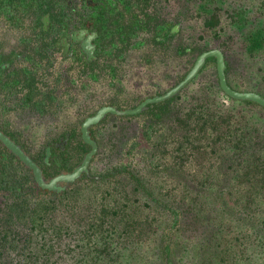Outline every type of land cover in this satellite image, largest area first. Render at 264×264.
<instances>
[{"label":"flooded vegetation","instance_id":"flooded-vegetation-1","mask_svg":"<svg viewBox=\"0 0 264 264\" xmlns=\"http://www.w3.org/2000/svg\"><path fill=\"white\" fill-rule=\"evenodd\" d=\"M249 1L0 0V196L61 197L121 174L142 184L133 159L96 171L101 141L115 125L119 131L133 122V143L122 150L131 156L208 70L226 98L264 111L230 97L221 84L223 78L230 89L264 99L230 79L237 66L227 23L239 34L262 26ZM170 215L163 264H176L179 214Z\"/></svg>","mask_w":264,"mask_h":264},{"label":"rangeland","instance_id":"rangeland-1","mask_svg":"<svg viewBox=\"0 0 264 264\" xmlns=\"http://www.w3.org/2000/svg\"><path fill=\"white\" fill-rule=\"evenodd\" d=\"M246 4L262 26L239 34L227 23L237 66L230 79L264 95V0ZM120 125L101 141L95 169L133 159L143 183L121 174L61 197L0 196V264H163L170 209L179 214L176 264H264L263 110L226 98L208 70L129 158L123 145L137 128Z\"/></svg>","mask_w":264,"mask_h":264},{"label":"water","instance_id":"water-1","mask_svg":"<svg viewBox=\"0 0 264 264\" xmlns=\"http://www.w3.org/2000/svg\"><path fill=\"white\" fill-rule=\"evenodd\" d=\"M198 69H199V66H197V70H198ZM191 77H193L192 74L189 76V79H190ZM186 81H187V80H186ZM221 84H222V88H223V90H224V91H225L230 97H232V98H234V99H237V100H242V101H253V102H257V103L261 104L262 106H264V99L261 98L260 96L254 94V93H242V92L234 91V90L230 89V88L227 86V84H226V82H225V80H224L223 78H222V80H221ZM78 173H79V171H78L75 175L71 176V177L68 178V179H70V180L74 179V178L78 175Z\"/></svg>","mask_w":264,"mask_h":264}]
</instances>
